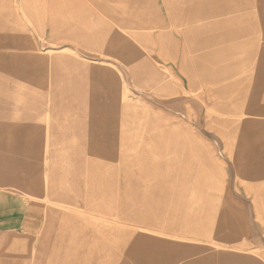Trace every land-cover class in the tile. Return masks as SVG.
Masks as SVG:
<instances>
[{
	"label": "rangeland",
	"instance_id": "rangeland-1",
	"mask_svg": "<svg viewBox=\"0 0 264 264\" xmlns=\"http://www.w3.org/2000/svg\"><path fill=\"white\" fill-rule=\"evenodd\" d=\"M33 1L0 0V198L42 223L0 264H264V0Z\"/></svg>",
	"mask_w": 264,
	"mask_h": 264
},
{
	"label": "crops",
	"instance_id": "crops-1",
	"mask_svg": "<svg viewBox=\"0 0 264 264\" xmlns=\"http://www.w3.org/2000/svg\"><path fill=\"white\" fill-rule=\"evenodd\" d=\"M32 4V10L37 12L38 5L34 4L33 0H28ZM112 0H100V3L105 8H110ZM67 4L73 0H65ZM200 183L197 186L199 188ZM2 194V193H0ZM19 198L12 196H2L0 198V233L6 235V242L9 252H15L19 249V241L22 240L24 235L31 234L38 230L39 222L42 220V208L38 203L32 201L31 203L24 204ZM187 219H191L190 216ZM102 221V220H101ZM103 225L109 230V223ZM186 228L187 225H185ZM118 235V233H117ZM12 256L13 253H11Z\"/></svg>",
	"mask_w": 264,
	"mask_h": 264
}]
</instances>
